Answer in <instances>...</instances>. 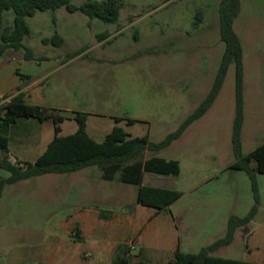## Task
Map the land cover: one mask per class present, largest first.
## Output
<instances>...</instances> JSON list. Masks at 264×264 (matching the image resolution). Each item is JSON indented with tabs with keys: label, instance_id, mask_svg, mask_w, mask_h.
Listing matches in <instances>:
<instances>
[{
	"label": "rangeland",
	"instance_id": "1",
	"mask_svg": "<svg viewBox=\"0 0 264 264\" xmlns=\"http://www.w3.org/2000/svg\"><path fill=\"white\" fill-rule=\"evenodd\" d=\"M82 1L73 0L75 4ZM219 2L121 0L114 23L64 7L36 11L26 17L30 33L22 41L31 48L33 58L25 59L23 48H9L0 55V92L10 95L15 84L27 86L26 101L66 117L61 134L76 130L71 117L81 111L87 113L86 130L96 141L117 124L131 136L146 135L157 142L177 128L213 83L224 50ZM240 2L233 28L243 49L241 150L247 153L264 140V0ZM12 20V11H5L4 27L11 26ZM54 33L64 38L59 46L43 41ZM25 74L30 75L28 80L22 78ZM115 117L120 121L115 122ZM233 117L234 65L230 64L209 109L168 147L155 153L145 151L148 156L179 161L177 175L145 172L143 180L150 182L149 177H157L159 184L181 192L168 209L156 213L164 233L173 230L184 252H197L222 236L228 217L243 216L254 204L247 173L227 168L235 160ZM47 123L52 124L49 119L40 122L20 117L14 124L2 125L1 132L10 138L8 156L33 160L34 155L21 157L20 152L34 146ZM78 173H46L4 186L0 197V264H41V251L51 243L82 244L68 234L66 215L59 210L60 199L74 189L54 183L57 179L73 180ZM8 175L9 171L0 168V178ZM257 182L256 215L236 229L230 244L214 254L243 260L264 258V173L257 176ZM123 184L128 189L126 207L138 229L142 218L135 212L137 185ZM48 209L57 210L49 214ZM150 238L148 256L163 260L165 252L155 253ZM139 247L135 241L131 264L138 260L132 259L138 256Z\"/></svg>",
	"mask_w": 264,
	"mask_h": 264
},
{
	"label": "trees",
	"instance_id": "2",
	"mask_svg": "<svg viewBox=\"0 0 264 264\" xmlns=\"http://www.w3.org/2000/svg\"><path fill=\"white\" fill-rule=\"evenodd\" d=\"M240 0H220L218 5L220 40L224 50L214 76L213 83L200 103L177 126L168 132L163 139L154 142L146 135L131 136L121 126L115 124L96 141L86 130L87 113L76 111L72 119L76 122V130L69 134H61V123L66 117L55 109L25 100V94L18 85L15 93L0 96V168L9 171V175L0 178V197L6 184H12L33 176L46 173H70L86 166L95 165L100 169L101 178L106 181L116 180L125 184L137 185L136 202L152 207L158 211L168 206L181 196L174 188L143 184L145 172L177 175L180 171L179 161L155 154L145 155V151L157 152L168 147L179 138L184 130L201 117L217 97L227 69L234 65V117L231 131L232 149L235 160L227 168L244 170L250 180L254 204L243 216L231 214L228 217L225 232L197 252H184L179 247L174 251L167 264H264L243 259L225 257L214 252L232 242L236 229L250 222L258 211L259 194L257 176L264 173V140L252 150L243 153L241 150V129L243 114V49L241 41L234 31L233 22L240 11ZM64 7L69 12L80 10L90 17L114 23L119 17L121 0H84L75 4L73 0H0V55L11 48L24 49V58L32 59L31 48L22 41L30 33L26 17L36 11L52 10ZM13 13L12 25L4 27V12ZM102 34L101 36H103ZM45 43L54 42L59 46L64 38L54 33L51 38L45 37ZM17 72V70H16ZM30 75H22L28 80ZM8 98V99H6ZM2 99H6L1 101ZM20 117H32L40 122L47 119L53 125V136L43 151L33 161H12L9 154V137L1 132L4 124H13ZM115 122L120 118L115 117ZM128 119V122H132ZM22 163V164H21ZM131 247L127 242L119 243L112 258V264H128L131 261ZM133 264H154L138 259Z\"/></svg>",
	"mask_w": 264,
	"mask_h": 264
},
{
	"label": "crops",
	"instance_id": "3",
	"mask_svg": "<svg viewBox=\"0 0 264 264\" xmlns=\"http://www.w3.org/2000/svg\"><path fill=\"white\" fill-rule=\"evenodd\" d=\"M18 85L15 84L10 91L15 93V88ZM21 90L26 93L28 87L23 86ZM2 94L0 92V96ZM47 124L43 128L42 136L34 146L26 147L25 152L21 150L20 155H23L21 157H28L25 154L28 153L36 158L43 151L53 136V125ZM16 137L14 134L15 140ZM13 159L21 161L34 160L17 158L16 156L10 158L12 161ZM83 171L85 172L83 173ZM74 172H79L75 179H57L54 183L64 189L71 187L74 189L65 192L68 196L62 200L60 199L59 210L66 215L65 229L68 234L76 237L77 241L82 242V244L51 243L41 251L44 258L40 262L41 264H112L111 261L117 245L127 242L133 249L135 241L140 244L139 254L132 260L143 259L154 264H167L176 248L179 247L178 238L173 230L164 233L162 221L157 220L158 213H156V210L151 209V211H148L147 207L136 202V216L142 218L139 224L140 227L137 229V226L134 223L132 224V215L126 207L125 196L128 189L123 183L115 180L104 183L100 169L95 165L86 166ZM156 178L149 177L150 182L142 180V183L165 187L159 184L155 180ZM56 210L48 209L47 212L51 214ZM149 238L151 239L149 244L151 248L155 249V253L165 252L163 260L157 258L153 260L148 256L146 249ZM130 256H132V250H130ZM247 261L264 263V258H254ZM128 264H131V262Z\"/></svg>",
	"mask_w": 264,
	"mask_h": 264
}]
</instances>
